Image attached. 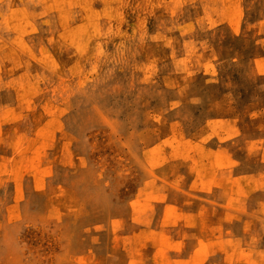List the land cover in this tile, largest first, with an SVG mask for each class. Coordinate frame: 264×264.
I'll return each mask as SVG.
<instances>
[{"label": "rangeland", "instance_id": "rangeland-1", "mask_svg": "<svg viewBox=\"0 0 264 264\" xmlns=\"http://www.w3.org/2000/svg\"><path fill=\"white\" fill-rule=\"evenodd\" d=\"M0 264H264V0H0Z\"/></svg>", "mask_w": 264, "mask_h": 264}]
</instances>
